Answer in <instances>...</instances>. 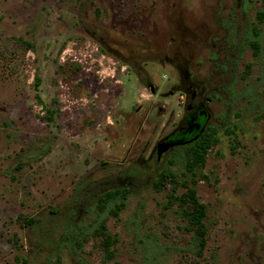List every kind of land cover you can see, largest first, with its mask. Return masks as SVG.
<instances>
[{
  "label": "rangeland",
  "instance_id": "1",
  "mask_svg": "<svg viewBox=\"0 0 264 264\" xmlns=\"http://www.w3.org/2000/svg\"><path fill=\"white\" fill-rule=\"evenodd\" d=\"M194 94L219 141L190 172L160 148ZM0 264H264V0H0Z\"/></svg>",
  "mask_w": 264,
  "mask_h": 264
},
{
  "label": "trees",
  "instance_id": "2",
  "mask_svg": "<svg viewBox=\"0 0 264 264\" xmlns=\"http://www.w3.org/2000/svg\"><path fill=\"white\" fill-rule=\"evenodd\" d=\"M254 34L258 37L257 30ZM252 45L256 51L259 50V42L257 40H253ZM217 134L218 132L215 127H208L192 144L179 147L178 153L183 159L184 165L188 171L192 172L197 167L205 165L209 150L219 141ZM170 183L178 185L174 173L169 168H165L159 173L153 183V186L155 190L161 191ZM128 197L129 188L127 187H119L114 190H110L98 199L97 208L101 211V214L110 213L118 216L120 211L125 208ZM171 201L187 205L190 208L189 211H185L184 215L189 217L193 230L195 231V237L198 239L201 249H203L206 245L207 234L204 223V219L206 217V206L200 202L196 189L188 187L187 193L182 196L173 194L171 196ZM92 233L104 238L106 257L107 259H111L114 256V252L111 250V247L115 242V239L109 233L104 218L97 221Z\"/></svg>",
  "mask_w": 264,
  "mask_h": 264
},
{
  "label": "flooded vegetation",
  "instance_id": "3",
  "mask_svg": "<svg viewBox=\"0 0 264 264\" xmlns=\"http://www.w3.org/2000/svg\"><path fill=\"white\" fill-rule=\"evenodd\" d=\"M186 78H189V74H186ZM194 98L195 99L191 100L188 107L189 119L187 121V126L183 130L172 134L169 138V142L177 144V148L192 144L208 128V120L206 118L209 116V113L203 105L197 103L195 94ZM209 101L210 100H208V102ZM180 144L181 146H179Z\"/></svg>",
  "mask_w": 264,
  "mask_h": 264
},
{
  "label": "water",
  "instance_id": "4",
  "mask_svg": "<svg viewBox=\"0 0 264 264\" xmlns=\"http://www.w3.org/2000/svg\"><path fill=\"white\" fill-rule=\"evenodd\" d=\"M176 144L174 142H168V143H165L161 146V150L163 149L164 151L169 149L170 147H173L175 146Z\"/></svg>",
  "mask_w": 264,
  "mask_h": 264
}]
</instances>
